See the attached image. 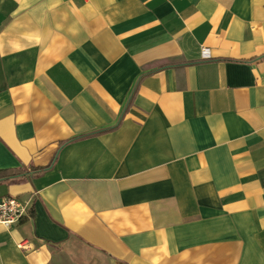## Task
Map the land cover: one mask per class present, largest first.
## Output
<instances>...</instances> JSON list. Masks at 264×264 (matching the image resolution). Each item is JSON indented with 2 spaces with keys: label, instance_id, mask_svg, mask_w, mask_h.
Listing matches in <instances>:
<instances>
[{
  "label": "crops",
  "instance_id": "1",
  "mask_svg": "<svg viewBox=\"0 0 264 264\" xmlns=\"http://www.w3.org/2000/svg\"><path fill=\"white\" fill-rule=\"evenodd\" d=\"M19 169L0 264H264V0H0Z\"/></svg>",
  "mask_w": 264,
  "mask_h": 264
},
{
  "label": "built area",
  "instance_id": "2",
  "mask_svg": "<svg viewBox=\"0 0 264 264\" xmlns=\"http://www.w3.org/2000/svg\"><path fill=\"white\" fill-rule=\"evenodd\" d=\"M203 56L208 58V49L203 47ZM29 203L16 196L0 198V223L6 226L18 224L28 213Z\"/></svg>",
  "mask_w": 264,
  "mask_h": 264
},
{
  "label": "trees",
  "instance_id": "3",
  "mask_svg": "<svg viewBox=\"0 0 264 264\" xmlns=\"http://www.w3.org/2000/svg\"><path fill=\"white\" fill-rule=\"evenodd\" d=\"M49 167H50V165L46 166V167H31L30 171L34 174H40ZM26 176H27V171L23 170V169L0 170V182L6 181V180H12V179H20V178H24Z\"/></svg>",
  "mask_w": 264,
  "mask_h": 264
}]
</instances>
